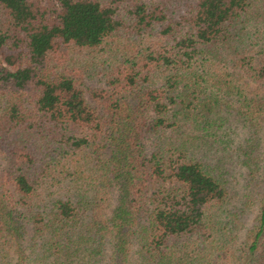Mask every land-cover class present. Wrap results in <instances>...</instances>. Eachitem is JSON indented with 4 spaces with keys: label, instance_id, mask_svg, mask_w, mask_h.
Listing matches in <instances>:
<instances>
[{
    "label": "trees",
    "instance_id": "obj_1",
    "mask_svg": "<svg viewBox=\"0 0 264 264\" xmlns=\"http://www.w3.org/2000/svg\"><path fill=\"white\" fill-rule=\"evenodd\" d=\"M0 264H264V0H0Z\"/></svg>",
    "mask_w": 264,
    "mask_h": 264
},
{
    "label": "rangeland",
    "instance_id": "obj_2",
    "mask_svg": "<svg viewBox=\"0 0 264 264\" xmlns=\"http://www.w3.org/2000/svg\"><path fill=\"white\" fill-rule=\"evenodd\" d=\"M87 81L89 84H92L95 86L101 84V82H102L98 76H96L94 79H87ZM208 145H209V143H208ZM198 151H199V153H205V155H207L209 158H212V159H217L223 154V151L221 149V145L219 146L216 142L214 143V145L210 144L209 147H207L205 145V143L201 144ZM227 167L230 169L229 176H230L232 182L234 183V185L237 187V190L234 189L235 190L234 197H238V195L240 194L241 187H244V186H242V183L245 181L246 177L241 172V169H239L237 167V165L233 164L230 160L227 163ZM237 172H240L241 175H239ZM239 180H240V184H238ZM106 259H108V258H106Z\"/></svg>",
    "mask_w": 264,
    "mask_h": 264
}]
</instances>
